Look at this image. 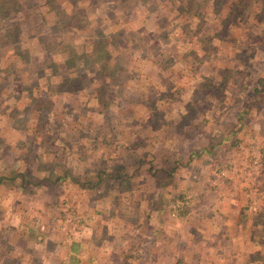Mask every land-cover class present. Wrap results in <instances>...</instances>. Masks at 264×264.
Listing matches in <instances>:
<instances>
[{
	"label": "rangeland",
	"instance_id": "374dc122",
	"mask_svg": "<svg viewBox=\"0 0 264 264\" xmlns=\"http://www.w3.org/2000/svg\"><path fill=\"white\" fill-rule=\"evenodd\" d=\"M18 4L0 13V174H21L0 184V264H70L74 241L77 264H264V0Z\"/></svg>",
	"mask_w": 264,
	"mask_h": 264
},
{
	"label": "trees",
	"instance_id": "16d2710c",
	"mask_svg": "<svg viewBox=\"0 0 264 264\" xmlns=\"http://www.w3.org/2000/svg\"><path fill=\"white\" fill-rule=\"evenodd\" d=\"M25 1H27V0H25ZM18 8H19L18 0H0V13L1 14H2L3 11H6L7 9L11 10L14 13V11L17 10ZM3 31L4 30L2 28H0V32H3ZM6 33H7V31H5V35H6ZM198 38H199V42H201V40H204L205 39V37H200V36H198ZM200 38H201V40H200ZM93 55H95V56H93ZM81 57H83V59H86L87 61L90 62V63L87 62L90 67H93V68L97 69V72L100 73V74H98V73L97 74L100 75V77L102 76V77H105L107 79V75H111L112 77L115 78V74L114 73H110V71L108 70L106 61H105V59L107 57V51H105L104 55H102V59L101 60L100 59L97 60L98 59L97 58V52H95L94 50L89 51V52H87V51L82 52V56ZM103 57H104V59H103ZM72 60H74V58H68L65 61V64L69 66L70 65L69 62L72 61ZM15 78H18V77L14 76V74H11L9 76V80H7V81H11L12 82ZM31 81H32V79L29 82H31ZM34 83H35L34 85L40 86L38 84V82H34ZM39 95L40 94H37L36 95L35 102L38 104V107H41L42 106V102L44 100H46V97H38ZM20 96H22V93H21ZM23 97L25 98V100L29 101L30 98L32 97V92L31 91H26V93H25V95ZM48 98L50 99V95H48ZM39 100H41L42 102H40ZM121 167L122 168H125L123 166H121ZM120 168H118L116 170V172H117L116 175H115V173L113 171H112V173H114V174H112L111 172L105 173V171H102L101 173H98L97 174V182L95 183V185H92L91 188H94L93 186L96 187L97 184H100L103 181H105V183H107V181H109L111 179H119V180L125 179V177H127V174L126 173H119L118 170ZM20 175L21 174L19 172L15 173L13 175H10V176L4 175V174H0V184H4V183L6 184V183L9 182V179L14 180V179H16L17 176H20ZM52 176L53 175H51L49 177L41 178L40 180H38V178H35V179H31V178L26 179L25 178V174H24V175H22V177H23L22 178V186L23 187H29V186L30 187H36V186H40L41 185V181L43 179L49 180L50 183H56L58 180H61V179L63 180V178L65 177V175H63V176H57L55 178L52 177ZM80 246H81L80 242L74 241L72 243V246L70 248L71 256H69V258L72 260L70 262V264H77L76 261L78 259L80 260L79 257L77 258L75 256L76 255V252H78L80 250Z\"/></svg>",
	"mask_w": 264,
	"mask_h": 264
}]
</instances>
